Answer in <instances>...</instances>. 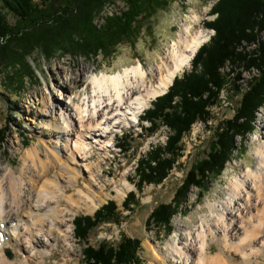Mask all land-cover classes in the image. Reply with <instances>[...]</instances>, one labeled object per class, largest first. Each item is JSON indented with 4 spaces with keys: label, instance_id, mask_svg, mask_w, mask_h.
Listing matches in <instances>:
<instances>
[{
    "label": "trees",
    "instance_id": "obj_1",
    "mask_svg": "<svg viewBox=\"0 0 264 264\" xmlns=\"http://www.w3.org/2000/svg\"><path fill=\"white\" fill-rule=\"evenodd\" d=\"M0 65L13 72L7 76L17 89L33 75L29 58L40 52L45 59L70 54L78 57L101 55L111 59L122 43L134 45L139 37L142 20L165 8L168 0H120L125 9L115 14L102 12L115 0H0ZM3 9L13 17L10 23ZM213 19L204 27L213 30L191 60V69L176 76L167 92L151 102L141 116L147 123L148 136L161 126L168 129L164 145L151 146L136 160L137 190L144 185H158L176 166L182 155V138L196 122L208 124L214 119L211 108L221 106L225 88L239 96L230 118L219 122L213 132L206 154L191 164L170 202L156 205L146 225L172 231L171 220L182 213V203L191 187L204 195L217 180L237 152L245 149L258 112L264 106V0H217L209 11ZM103 22L96 24V17ZM230 73H223L225 67ZM251 74L242 88V73ZM10 83V84H11ZM9 119L0 129V149L10 131ZM126 139V137H124ZM128 150L129 142L119 143ZM138 203L136 192L126 194L122 206L132 210ZM185 211V210H184ZM121 214L114 200H108L92 215L73 219L76 238L86 242L90 232L103 223L118 224ZM138 238L125 235L114 245L106 240L97 246L86 243L82 250L85 264H139Z\"/></svg>",
    "mask_w": 264,
    "mask_h": 264
},
{
    "label": "rangeland",
    "instance_id": "obj_2",
    "mask_svg": "<svg viewBox=\"0 0 264 264\" xmlns=\"http://www.w3.org/2000/svg\"><path fill=\"white\" fill-rule=\"evenodd\" d=\"M215 2L216 0H168L165 8L157 10L150 17L142 20L141 32L135 44L122 43L118 45L115 55L108 60H104L101 55L96 58H86L70 54H65L64 56L56 55L51 59H45L40 52H34L29 58L33 75L25 79L24 86L21 89H17L15 83L12 84L9 77H7L12 74L13 69H6L0 65V129L4 127L7 119L11 121L6 142L0 149V180L7 175L9 170H13L14 176L21 177L25 184L32 183L28 172L31 170V172L35 173L39 169V164L37 163L36 168L31 163L27 154L28 150L35 145L37 146L39 142L41 148H46V144L54 140L52 137H47L46 134H41V126L47 123L50 118L45 116V106H48L52 101L60 104L69 103V99L66 96L72 97L83 89L87 93L90 92L87 77L89 73L85 72L84 76H79L78 67L86 65L97 73L99 71L113 73L131 65L139 64L144 70L149 66H155L158 55L161 56L169 48L171 42L177 38L178 29L184 23L191 26L193 32L197 27L201 26L200 28L207 32L205 43L213 32L205 28L203 23L214 18L209 11ZM1 4L2 2L0 1V6ZM123 9H125L124 3L120 0H115L113 3L106 5L101 14L102 16L105 14L111 15L121 12ZM3 12L7 20L13 24L12 15L6 9H3ZM194 15L199 17V24L192 21V16ZM102 16L96 17L94 22L98 25L101 24L103 22ZM190 69L191 60L189 66L183 72ZM60 70H63V74L61 77H56V75H59ZM229 70L230 67L227 66L223 69V73H230ZM183 72L176 76H182ZM241 77L242 88H244L251 74L244 72ZM77 80L78 82L74 83ZM238 100V95L232 94L228 88H225L221 94V106L211 108L214 119L207 125L202 122H196L192 125L191 130L183 136L181 141L182 155L168 176L162 183L144 185L141 190H137L134 184L137 180L135 171L136 160L140 156H144L151 146L164 145L169 131L165 126H161L153 135H147L148 124L141 121V116L144 110L151 106V103L149 107L138 115L137 122L132 127L117 129L113 134L114 143L119 144L127 141L129 142L128 150L113 146L109 153L96 151L93 158L86 161L90 167L93 166L95 168L94 173L98 174V179L95 181L97 185L93 188V202L88 203L91 208H88L83 202H80L77 205L78 207L74 205H69L68 207L64 197H61L60 203L62 205L60 208H69L70 216L73 220L77 215H91L108 200H114L117 204V210L121 214L120 222L118 224H100L90 232L86 242H83V240H78L74 235L73 223L70 219V222H67L68 229L65 232L68 236V242L69 236L71 238L70 248H72L73 252L71 254L65 252L66 246L63 243L62 236L58 234L57 229H52L50 237L57 238V240L54 242V246L49 247L51 252H49V256L47 255L48 257L45 258L43 264H85L82 250L86 243L97 246L101 241L106 240L115 245L122 234L140 240L139 255L141 262L139 264H163L161 261L155 262L152 260L153 247L157 250L165 247L164 249L167 250V246H165L167 242L180 237V231L183 228L190 229L198 225L200 215L208 213V209L204 204L207 199L224 198L229 191L230 180L241 176L244 171L254 168L256 158L252 153L258 143L257 137L264 131V128L262 129L261 126L257 125L260 120H263L264 124V106L257 114L254 129L247 136L244 145L245 149L243 150V146H239V138L237 137L235 142L237 152H234L232 159L227 163L220 177L212 182L209 190L204 195L199 196L197 188L191 187L189 189L182 203V213H177L171 220L172 231L166 234L167 232L163 229H158L154 225H146V219L152 209L159 203L170 202L191 164L204 157L214 130L221 120L232 116L233 107L237 105ZM60 121L61 128L65 127L66 123H62L63 120ZM57 140V146H63L67 142L63 128ZM88 140L90 141V139ZM91 145L92 143L88 144L89 147ZM63 154L64 152L58 154L55 159L54 154L49 155L54 159L56 168L64 164L68 168L67 173L69 174L70 172L71 175H74L75 171L70 170L72 166L68 162L65 163L66 159ZM43 159L47 161L45 157ZM56 168H53V170L51 168L52 174ZM87 171L88 169L83 167L81 175L83 177L87 176ZM125 175L129 187L127 189L123 188L121 193H118L113 188L114 181L117 182ZM48 177L50 178V176ZM48 177L45 175L41 180L34 181V186L37 189H43L45 185L43 180L48 179ZM98 181L101 182L98 183ZM62 183L65 185L66 182ZM75 191L73 188H69L67 194L71 192L75 194ZM130 191L136 192L138 203L133 205L132 210H124L122 202ZM251 192H254V190H251ZM234 236L235 238L233 237L234 239L230 240L229 247L225 246L224 249L225 258H228L227 264H264V252L263 255L259 252H254L249 257V260L244 262L245 257L243 258L240 247H244V251L247 250L246 252H248V243L236 244L237 247L233 248L231 245H235L233 243L238 241V237L243 235L238 231ZM207 244L210 245L207 251L214 253L218 250L219 246L215 239H208ZM259 246L255 245V248H261ZM67 247H69V244ZM238 247L239 250L237 251L236 248ZM7 252H10L11 255L8 256ZM4 253L11 262H16L27 254L26 249L24 251L16 246L4 250Z\"/></svg>",
    "mask_w": 264,
    "mask_h": 264
},
{
    "label": "bare ground",
    "instance_id": "obj_3",
    "mask_svg": "<svg viewBox=\"0 0 264 264\" xmlns=\"http://www.w3.org/2000/svg\"><path fill=\"white\" fill-rule=\"evenodd\" d=\"M199 20L198 16H192V21L196 24L200 23ZM200 27L193 32L191 26L182 24L177 31V38L161 56L158 55L155 66H149L145 70L139 64L113 73H97L86 65L78 67L79 76L89 73L87 77L90 92L83 89L72 97L66 96L69 103L52 101L45 106V116L50 117V121L41 126V134L54 140L48 142L46 148H41L39 142L28 150L31 163L36 168L37 163L39 164L35 173L31 170L28 172L32 183L25 184L21 177L14 176L13 170H9L0 180V264H43L51 252L49 247L54 246L57 240L50 237L52 229H57L62 236L65 252H73L70 248L71 238L69 236L68 242L65 232L71 212L69 208H60L61 197L65 198L68 207H78L83 202L91 208L88 203L93 202V188L97 185L95 181L98 174L94 173L95 168L90 167L86 161L92 159L96 151L109 153L114 145L115 131L132 127L137 122L138 115L149 107L151 101L162 94L174 77L189 66L194 53L207 36V32ZM62 72L60 70L56 77H61ZM77 82L78 80L74 83ZM60 120L66 123L62 128L67 142L59 147L57 139L62 129ZM257 125L263 129V120L257 122ZM257 141L252 153L256 158L254 168L231 179L229 191L224 198L207 199L204 204L208 213L200 215L198 225L190 229L183 228L180 237L167 242V250L165 247L159 250L153 247L152 260L163 264H227L224 249L225 246L229 247L230 240L235 238L238 231L243 236L238 237V241L231 247L248 243V252L240 247V252L245 257L244 262L254 252L263 255L264 131L257 137ZM89 143H92L90 147ZM63 152L65 163L72 166L70 170L75 171L74 175L67 173L68 168L64 164L55 167L54 159ZM49 154H54V159ZM83 167L88 169V174L84 177L81 175ZM51 168H56L53 174ZM45 175L50 178L43 180V189H37L34 181L41 180ZM126 180L125 175L117 182L114 181L113 188L121 193L123 188L129 187ZM64 181L65 185L62 183ZM69 188L76 190L75 194H67ZM208 239L217 241L219 247L216 252L207 251L210 248ZM255 245H260L261 248H255ZM15 246L24 251L26 249L27 254L18 261L11 262L4 250ZM236 249L238 251L239 247Z\"/></svg>",
    "mask_w": 264,
    "mask_h": 264
},
{
    "label": "water",
    "instance_id": "obj_4",
    "mask_svg": "<svg viewBox=\"0 0 264 264\" xmlns=\"http://www.w3.org/2000/svg\"><path fill=\"white\" fill-rule=\"evenodd\" d=\"M8 255L10 256V253H8Z\"/></svg>",
    "mask_w": 264,
    "mask_h": 264
}]
</instances>
